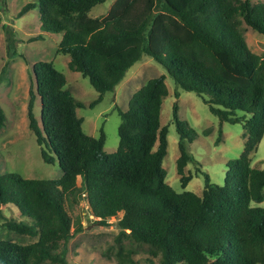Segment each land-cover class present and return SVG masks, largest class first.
Masks as SVG:
<instances>
[{
	"label": "trees",
	"instance_id": "1",
	"mask_svg": "<svg viewBox=\"0 0 264 264\" xmlns=\"http://www.w3.org/2000/svg\"><path fill=\"white\" fill-rule=\"evenodd\" d=\"M106 1L36 0L23 6L17 18L37 9L41 33L61 35L56 53L68 56V69L98 94L89 109L115 92L146 57L166 71L176 88L200 97L220 124H241L243 151L227 163L223 185L204 175L200 196L176 193L162 167L168 133L160 116L169 94L164 75L148 80L125 111L116 110L118 147L106 154L102 128L97 138L83 133L76 110L85 105L65 89L64 75L52 63L38 62L32 67L34 90H29L26 117L42 161L57 163L64 182L79 176L73 194L83 193L97 223L107 226L120 215L119 235L148 246L160 264H264V208L256 206L264 201V168L252 167L264 136V56L248 49L242 28L264 36V3L115 0L105 16L88 17ZM4 30L12 54L11 32ZM41 33L29 42L42 40ZM172 120L178 136L176 174L184 190L192 179L184 174L192 160L187 145L197 135L179 119L176 104ZM4 121L0 109V128ZM4 206L21 217L8 229L35 241L0 240V264H68L70 219L56 186L17 173L0 175V209ZM125 254L129 262L130 253Z\"/></svg>",
	"mask_w": 264,
	"mask_h": 264
},
{
	"label": "rangeland",
	"instance_id": "2",
	"mask_svg": "<svg viewBox=\"0 0 264 264\" xmlns=\"http://www.w3.org/2000/svg\"><path fill=\"white\" fill-rule=\"evenodd\" d=\"M114 1L107 0L93 7L88 17L94 19L105 16ZM248 1L252 4L264 3V0ZM27 3H36V0H0V109L5 117L0 128V175L17 173L26 179L48 180L56 186L70 219L71 239L65 250L68 264H160L158 259L149 255L148 246L119 235L117 220L120 215L110 218L107 226L97 223L98 220L92 216L83 193L73 194V187L80 186L79 176L72 182H64L57 163L47 165L42 161L39 147L28 129L26 117L29 90H34L33 65L49 62L64 75L65 89L85 105L83 109L76 110L77 117L83 120V133L97 138L102 128L106 154H113L118 147L120 118L116 110L125 111L132 95L148 80L164 75L169 94L163 101L160 116L161 126L166 127L168 133L167 153L162 167L166 172L165 181L176 193L188 191L200 196L204 175H207L213 184H224L227 163L238 159L243 151L245 139L242 125L220 124L200 97L176 88L166 71L146 57L127 72L115 92L106 93L101 103L89 109L88 104L94 101L98 94L87 79L68 69V56L56 53L61 35L41 33L37 9L17 18L18 12ZM4 28L11 32L14 45L12 54L7 50V34ZM242 28L248 49L258 56H264V36L258 35L245 25ZM40 33L43 35L42 40L29 42ZM175 93H178V98L174 96ZM173 104L177 105L179 119L197 135L194 141L187 145V152L192 160L184 168V174L191 175L192 179L184 190L181 189L179 176L176 174L179 152L178 136L172 120ZM39 113L40 102L36 97L34 114L37 120ZM252 167L264 168V136L253 154ZM256 206L264 208V201ZM20 219V214L13 207L4 206L0 209V240L8 239L21 245L35 241L27 235H19L8 229V223L18 222ZM125 253H130L129 262Z\"/></svg>",
	"mask_w": 264,
	"mask_h": 264
}]
</instances>
